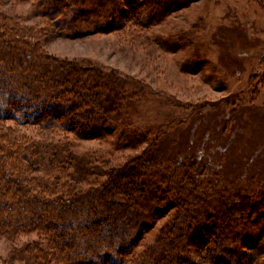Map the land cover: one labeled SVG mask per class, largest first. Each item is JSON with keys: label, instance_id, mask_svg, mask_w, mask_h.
Returning a JSON list of instances; mask_svg holds the SVG:
<instances>
[{"label": "trees", "instance_id": "16d2710c", "mask_svg": "<svg viewBox=\"0 0 264 264\" xmlns=\"http://www.w3.org/2000/svg\"><path fill=\"white\" fill-rule=\"evenodd\" d=\"M104 1L89 0L90 12L78 8L79 24L124 18L122 2ZM159 3L169 1H154V9ZM2 32L7 31H0V119L35 125L44 133L35 140L13 132L14 138L0 142V237L14 243L13 255L28 264H188L191 250L204 244L212 245L206 256L212 264H264V195L249 190L253 184L243 190L223 185L221 174L195 156L166 158L160 128L142 129L145 153L110 173L99 188L68 191L66 179L75 176L73 154L65 138L47 137L50 129L70 130L78 121L85 136L102 135L110 130L109 107L136 83L96 65L53 59L16 30L7 39ZM132 134L138 136L136 130ZM260 187L264 183L255 188ZM174 209L156 241L136 251L156 220ZM100 213L116 221L103 227ZM32 232L36 239L15 245Z\"/></svg>", "mask_w": 264, "mask_h": 264}, {"label": "rangeland", "instance_id": "374dc122", "mask_svg": "<svg viewBox=\"0 0 264 264\" xmlns=\"http://www.w3.org/2000/svg\"><path fill=\"white\" fill-rule=\"evenodd\" d=\"M77 1L0 0L3 39L16 30L39 53L113 70L136 83L109 107L106 127L111 131L85 136L78 121L70 130L50 129L47 137L65 138L73 154L69 163L75 176L66 179L68 191L99 188L110 173L131 165L148 144L140 131L153 126L161 130L166 158L195 156L221 174L223 185L243 190L253 184L249 190L264 195V188H255L264 183V0H167L155 9L153 2L162 0H116L122 2L124 18L83 24L74 12L93 7L89 0L85 5ZM81 25L86 30L78 31ZM13 132L35 140L43 136L35 125L0 119V142L14 138ZM175 212L158 218L136 251L153 244ZM101 215L103 227L116 221ZM37 235H21L15 245ZM13 244L0 237V264H28L24 256L13 255ZM204 246L191 250L188 264H212L207 258L212 245Z\"/></svg>", "mask_w": 264, "mask_h": 264}]
</instances>
